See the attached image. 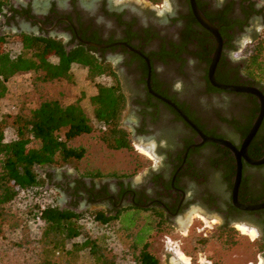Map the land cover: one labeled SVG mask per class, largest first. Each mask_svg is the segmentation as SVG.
Wrapping results in <instances>:
<instances>
[{
	"label": "flooded vegetation",
	"instance_id": "flooded-vegetation-1",
	"mask_svg": "<svg viewBox=\"0 0 264 264\" xmlns=\"http://www.w3.org/2000/svg\"><path fill=\"white\" fill-rule=\"evenodd\" d=\"M193 3L220 40L212 81L234 90L209 81L216 41L195 20L189 0L131 5L120 0H8L0 12V37L52 40L66 54L95 61L100 76L123 96L119 128L154 158L96 181L91 175L43 172L44 188L61 198L58 210L101 214L120 230H133V240L141 236L140 247L146 250L152 229L162 239L168 229L182 236L177 229H192L202 238L209 229L213 246L214 232L242 236L237 227L244 226L255 233L250 242L260 249L248 264H264V208L243 210L233 204L236 178V205L264 202V163L252 165L238 153L260 111L259 99L264 108V82L249 76L244 53L264 33V0ZM126 109L128 121L123 120ZM203 138L226 141L233 149ZM263 155L264 110L245 148L247 160ZM136 167L144 170L133 179ZM175 246L163 247L174 255ZM188 259L175 261L203 264Z\"/></svg>",
	"mask_w": 264,
	"mask_h": 264
},
{
	"label": "trees",
	"instance_id": "trees-1",
	"mask_svg": "<svg viewBox=\"0 0 264 264\" xmlns=\"http://www.w3.org/2000/svg\"><path fill=\"white\" fill-rule=\"evenodd\" d=\"M147 1L153 4L161 2ZM7 3L8 0H0V12ZM13 39H17L21 51L11 56L3 45ZM244 53L249 76L264 82V40L261 38L252 41ZM51 57L57 58L55 62L48 61ZM73 63L85 67L86 77L90 80L101 74L95 61L79 57L73 52L66 54L58 42L25 35L0 37V100L7 93L6 83L15 74H33L29 79L28 89L21 96L11 117L12 133L8 140L3 139L5 123L0 121V235L8 224L10 205L17 193L43 187L42 181L37 178L35 167L61 166L81 158V149L69 147V143L77 137L96 131L99 141L107 149L130 148L127 134L119 128L124 100L114 83L95 84V94L88 99L91 117L85 114L79 99L64 102L68 86L73 84L70 73ZM29 104L32 106L29 107ZM91 214L94 221L108 224L101 214ZM36 216L42 226L38 239L33 243L34 249L49 234L58 235L65 241L81 237V241L71 243L68 250L62 248L60 251H53V256L59 259H43L39 264H73L67 258L68 255L82 250L92 258L93 264H114L108 243L111 237L117 238V230H113L108 237L101 235L100 240H97L81 234V228L76 223L80 216L69 211H60L56 206L46 207L41 211L32 207L28 211V219ZM119 233L128 235L122 229ZM131 237L132 235L127 246V253L131 258L137 264H158L145 246L141 248Z\"/></svg>",
	"mask_w": 264,
	"mask_h": 264
},
{
	"label": "rangeland",
	"instance_id": "rangeland-1",
	"mask_svg": "<svg viewBox=\"0 0 264 264\" xmlns=\"http://www.w3.org/2000/svg\"><path fill=\"white\" fill-rule=\"evenodd\" d=\"M124 3L138 4L144 0H120ZM163 4L167 3V0H161ZM264 36V33L261 34ZM262 38V37H261ZM4 50L8 51L11 56L19 53L20 45L17 39L10 40L3 45ZM50 63L55 62L49 58ZM70 73L73 77V84L68 86L65 103H69L75 99L80 100V106L88 117H91V110L88 99L95 94V84L109 85L111 80L105 75L98 76L93 80L86 77V71L83 68L76 67L75 65L70 67ZM32 73H17L6 83L7 93L3 99L0 100V121L5 123V130L3 132V139L8 140L11 138V117L15 112L17 105L21 100V96L28 89L29 79L32 77ZM29 107L32 104L28 105ZM131 119L129 109L123 114V120L128 121ZM92 125L95 126L94 122ZM128 150H110L107 149L98 139V133L93 131L87 135H81L77 137L73 142L69 143V147L75 149H81L83 154L79 160L69 161L61 166H48V167H35L34 170L37 174V178L42 181L41 174L45 171L60 172L64 171L66 174L76 173L81 176L91 175L95 178V181L99 178H107L115 174L130 172L132 166L139 162L142 163L148 161L146 157L154 159L146 150L140 147L137 143H130ZM135 148H138L143 154H139ZM145 155V156H143ZM147 155V156H146ZM143 167H136V172H133V179L139 176L144 170ZM40 191L45 192V199L49 201L50 205L57 206L60 197L52 190H47L44 185ZM36 199V200H35ZM39 200V197L32 195L30 192L24 191L23 194L16 196L14 201L10 205V218L6 228H4L0 235V264H39L43 259L55 260L59 259L53 256V251H60L62 248L69 249L71 243H77L81 241V237L74 238L70 241L63 240L58 235L49 234L45 238L43 237L37 248L34 249V241L36 236L33 234V226L28 224L31 219H28V211L33 207V203ZM91 213H83L77 220V226L81 228V234L90 238H96L100 240L101 235L108 237L103 227L97 225L96 229H91L85 222L79 224L80 219L84 217H92ZM26 222V223H25ZM25 223V224H24ZM128 223V221L126 222ZM209 225L208 223H206ZM110 233L113 230H117L116 241L121 245L124 250H127V246L130 244L131 233L124 235L119 233L120 227L114 221L108 222ZM129 227V226H127ZM200 229V227H198ZM183 235L177 233L174 229H168L165 233L167 239H162L160 233H156L153 229L147 235V251L152 254L158 261V264H165V261L178 264L175 260L179 261L180 255H184L187 258H199L203 264L206 262H212L213 264H248L254 257L259 256L260 249L257 248L255 242H250L252 239L247 235H239L234 231L232 235H223L213 233V246L209 237V229H204L207 237H200L199 233L193 232L189 229L188 232L185 229H177ZM106 232V230H105ZM116 232V233H117ZM187 232V233H186ZM237 234V235H235ZM113 238V237H112ZM201 238V240H199ZM137 244H140L143 238L138 236L134 239ZM162 240L164 242H162ZM110 242L108 243V245ZM175 246V254L172 251L166 250L172 249ZM199 254V255H198ZM114 257V256H113ZM73 264H93L92 258L86 251L72 252L67 257ZM179 259V260H178ZM182 261V260H180ZM179 261V262H180ZM183 262V261H182Z\"/></svg>",
	"mask_w": 264,
	"mask_h": 264
},
{
	"label": "water",
	"instance_id": "water-1",
	"mask_svg": "<svg viewBox=\"0 0 264 264\" xmlns=\"http://www.w3.org/2000/svg\"><path fill=\"white\" fill-rule=\"evenodd\" d=\"M189 2H190V6H191V10H192L193 16H194L195 20L197 21V23L200 26H202L204 29L209 31L213 35V37H214V39L216 41V47H215V50L213 52L212 61H211V64L209 66V69H208V79H209V81L215 87H218V88H221V89H226V90H234V88L231 87V86L218 85V84H215L212 81V71L214 69V66H215L216 60L218 58L219 51H220L219 36L216 33V30L214 28H212V26L202 17V15L196 9V7H195V5L193 3V0H189ZM88 45L97 47L96 45L89 44V43H88ZM259 104H260V111L258 113V116L255 119V121L253 122V125H252L249 133L243 139V141H242V143L240 145V151L238 152L248 163H250L252 165H259V164L264 163V155L258 160H247L246 157H245V148H246L247 144L249 143V141L251 140L253 134L255 133V131H256L257 127H258V124H259V122H260V120H261V118L263 116L264 108H263V103H262V101L260 99H259ZM202 140L211 141L214 144H217L219 146L227 147V148H229L231 150L233 149L232 146L228 142L223 141V140L214 139V138L213 139H211V138H203ZM238 167H239V163H237V170L239 172ZM237 183H238V178L235 179L234 186H233V204L235 206H237L238 208L243 209V210H256V209L264 208V202L258 203V204H255V205H236V202H235L234 198H235V192H236V188H237Z\"/></svg>",
	"mask_w": 264,
	"mask_h": 264
},
{
	"label": "built area",
	"instance_id": "built-area-1",
	"mask_svg": "<svg viewBox=\"0 0 264 264\" xmlns=\"http://www.w3.org/2000/svg\"><path fill=\"white\" fill-rule=\"evenodd\" d=\"M262 39L264 40V36H262ZM24 191H26V192L29 191L31 194V198H32V195L39 197V200L36 201V203H33V207H37V209H39V211L45 209L46 207H52V205H50L49 201L45 199V197H44L45 192L44 191H40V190L35 189V188L27 189ZM24 191L23 190L19 191L17 193V195L23 194ZM81 222L82 223L85 222V224L88 225L89 227H91L92 230L96 229L98 227L97 225H100V227H103V231L106 235L111 234L107 224L98 223V222L94 221L93 217H88V216L84 217V219H80L79 224H81ZM28 224H31L33 226L32 232H33L34 236H36V238L38 239L40 231H41V226H42V222L40 221L38 216H36L35 218H32ZM105 230H106V232H105ZM109 242H110V244L108 245V250L114 256V264H137L131 258V256L127 253V250H124L121 247V245L116 241V239H113L111 237Z\"/></svg>",
	"mask_w": 264,
	"mask_h": 264
},
{
	"label": "bare ground",
	"instance_id": "bare-ground-1",
	"mask_svg": "<svg viewBox=\"0 0 264 264\" xmlns=\"http://www.w3.org/2000/svg\"><path fill=\"white\" fill-rule=\"evenodd\" d=\"M237 229L243 234V235H247L248 237H250L251 239L255 238V233L253 231H249L247 230L244 226H238ZM180 260H182L183 262H187V258L184 255H180L179 257Z\"/></svg>",
	"mask_w": 264,
	"mask_h": 264
}]
</instances>
